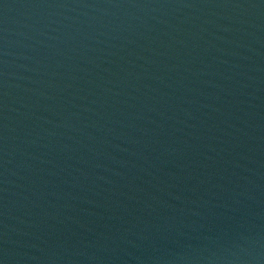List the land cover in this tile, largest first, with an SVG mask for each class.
Masks as SVG:
<instances>
[{
	"label": "water",
	"instance_id": "obj_1",
	"mask_svg": "<svg viewBox=\"0 0 264 264\" xmlns=\"http://www.w3.org/2000/svg\"><path fill=\"white\" fill-rule=\"evenodd\" d=\"M0 264H264V0H0Z\"/></svg>",
	"mask_w": 264,
	"mask_h": 264
}]
</instances>
